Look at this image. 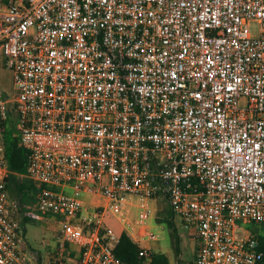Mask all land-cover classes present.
I'll return each mask as SVG.
<instances>
[{"label": "built area", "instance_id": "built-area-1", "mask_svg": "<svg viewBox=\"0 0 264 264\" xmlns=\"http://www.w3.org/2000/svg\"><path fill=\"white\" fill-rule=\"evenodd\" d=\"M5 2L16 93L0 86V264H127L110 217L151 263L152 200L193 232L192 264L262 262L243 224L264 225V0ZM14 114L29 150L18 176L38 188L29 203L6 181ZM130 195L144 199L134 221ZM22 218L56 226L47 260Z\"/></svg>", "mask_w": 264, "mask_h": 264}, {"label": "rangeland", "instance_id": "rangeland-1", "mask_svg": "<svg viewBox=\"0 0 264 264\" xmlns=\"http://www.w3.org/2000/svg\"><path fill=\"white\" fill-rule=\"evenodd\" d=\"M258 30L259 25L256 22L253 23L252 31L257 33ZM0 58V86L5 89V91L9 93L10 96H14L16 89L14 85L13 73L7 67L6 59L2 54H0ZM16 121L17 116L15 114L12 115L8 121V128L12 130V136L14 133H17L14 127ZM13 130L15 131L13 132ZM48 143L53 148L60 149L69 148L73 144L71 140L65 137H50ZM69 194H72V192L70 191ZM11 195V197L16 198L15 195ZM128 199L131 202L130 218L132 221H134L137 218L140 210V208L137 206V203L139 204L144 199L135 195H130ZM151 204L156 211L150 220V225L157 235V240H146L141 245H150L155 251L167 253L173 264H188L191 257L193 256L194 249L197 247V241L193 236V232L186 227L180 215L171 211L170 205L167 202L162 200H152ZM108 224L113 226L116 230H123V226L117 221L115 217H110L108 219ZM23 226L28 245L31 248L40 251L44 260H47L50 257V251L54 249L60 240L57 237V233L55 231L56 226L46 219H31L23 224ZM243 227L246 230L243 235L247 234V231L251 227L264 234V226L260 223H256L253 226L243 224ZM249 234L253 236L251 231H249ZM178 241L180 251L177 248ZM153 249L151 250L153 251Z\"/></svg>", "mask_w": 264, "mask_h": 264}, {"label": "trees", "instance_id": "trees-1", "mask_svg": "<svg viewBox=\"0 0 264 264\" xmlns=\"http://www.w3.org/2000/svg\"><path fill=\"white\" fill-rule=\"evenodd\" d=\"M4 127V142L7 151V157L9 161L10 174L6 181L8 190L16 198L21 199L23 203H29L35 201V196L38 192V188L29 179L20 178L18 173H24L27 170L29 150L19 141V135L14 133L12 136V130L8 128V122L3 124ZM15 130H13L14 132ZM30 181V182H28ZM13 198V197H12ZM29 218H22V224H25ZM256 223L250 224V226ZM264 226V225H263ZM119 232V243L115 250L119 258H121L127 264H173L169 255L162 251L153 252V258L151 263H145L144 258L141 256V246L135 242L132 236L125 230H117ZM254 238L257 240L259 249L264 252V234L256 231L253 227L249 228ZM178 250L179 241L177 242ZM258 264H264V258L262 262Z\"/></svg>", "mask_w": 264, "mask_h": 264}, {"label": "crops", "instance_id": "crops-1", "mask_svg": "<svg viewBox=\"0 0 264 264\" xmlns=\"http://www.w3.org/2000/svg\"><path fill=\"white\" fill-rule=\"evenodd\" d=\"M5 8H6V2H5V0H0V11L5 10ZM52 224H54V223H52ZM148 247H149L150 249H153V247H151L150 245H149ZM53 250H54V249H52V250L50 251L49 256H51ZM153 251H154V252H157V251H155L154 249H153ZM195 253H196V248L194 249L193 256L191 257V259H190V261L188 262V264H192V263H193L194 258H195ZM47 256H48V255H47Z\"/></svg>", "mask_w": 264, "mask_h": 264}]
</instances>
